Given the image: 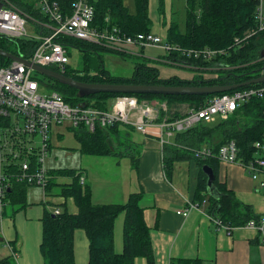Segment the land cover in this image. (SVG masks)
Segmentation results:
<instances>
[{"label":"trees","instance_id":"16d2710c","mask_svg":"<svg viewBox=\"0 0 264 264\" xmlns=\"http://www.w3.org/2000/svg\"><path fill=\"white\" fill-rule=\"evenodd\" d=\"M16 5L18 0H10ZM62 9L69 13L71 0H57ZM94 7V20L91 27L103 31L116 28L127 37L151 32L149 17V0H90ZM159 12L163 17V0H158ZM127 3V4H126ZM25 4V3H24ZM23 4V5H24ZM27 6V5H26ZM255 0H185L184 28L172 20L165 30V43L176 50L167 51L161 58L177 66H190L195 70L207 72L214 70L216 78L205 79L204 76L192 80H182L178 77L168 79L159 78L156 62L142 57L140 62L133 64V70L128 76L116 77L105 68L103 60L106 54H118L105 47L90 44L70 37H59L57 42L64 48L72 47L84 54V65L80 70L72 69L69 65L64 71L55 67L49 69L79 82L93 84H131V85H164V86H206L232 85L257 78L264 71V29H259L256 21ZM31 16H37V10L31 11V6L24 7ZM23 8V9H24ZM163 25L164 20L162 21ZM251 35L245 41V36ZM240 39V44L236 43ZM38 41L30 39L9 40L0 38V49L15 56L30 59ZM214 51L222 52L216 58L203 60L194 58V52ZM99 52H103L102 56ZM189 52H191L189 54ZM184 53V54H182ZM125 55L121 56H127ZM93 55H95L94 58ZM129 57V56H127ZM11 61L0 56V67ZM217 68V69H216ZM210 73V71L208 72ZM262 73V74H261ZM35 78V77H34ZM41 89L46 93L48 89L62 96L70 106L85 104L99 110H108L112 101L119 96H133L138 100L165 101L169 109H175L182 104L196 109L204 107L207 102L223 94L256 87L249 85L236 90L212 96H157V95H123L96 94L80 98L76 89L63 85L57 80L44 78L38 81ZM172 117H178L173 114ZM116 124L105 129L88 131L85 127L71 130L78 144L77 151L81 155L94 157L116 156L128 157L134 168L139 161L137 153L130 152L129 134ZM127 127V126H123ZM131 128V127H130ZM134 130V129H133ZM264 133V101L254 99L240 105L233 115L226 121H216L212 124L200 123L190 130L175 134V145H165L163 148V167L166 176H170L175 160L188 155L181 147L210 146L217 150L222 144L233 140L239 149L238 158L247 162L254 158L252 144L261 141ZM217 137V140L215 141ZM218 137H220L218 139ZM183 145V146H182ZM138 148L133 145V150ZM199 166L210 167L215 174L214 185L219 198L207 194L206 178L202 171L198 175L196 198L203 200L207 197V212L212 218L231 227H244L253 221L257 226L263 216L255 214L250 205L239 202L233 192L217 179L219 163L215 159L206 161L196 160ZM49 184L47 191L63 200H72L76 214L66 209L59 215L44 211L41 218L42 238L40 252L45 264H75L73 250V235L75 231L84 232L88 246L87 264H134V260L142 258L147 264H155L150 242L149 229L143 219V209L140 205L141 193L129 195L123 204L96 205L91 198V189L82 174L75 169H49ZM55 177H70L71 182L56 184ZM55 186L57 188L55 189ZM26 189L23 186L11 188L7 195V204H18L25 208L28 203ZM51 195V194H50ZM123 216L122 251L116 253L114 249L115 220ZM0 264H17L12 256L0 258ZM171 264H200L197 260L177 259Z\"/></svg>","mask_w":264,"mask_h":264},{"label":"built area","instance_id":"2783aa9c","mask_svg":"<svg viewBox=\"0 0 264 264\" xmlns=\"http://www.w3.org/2000/svg\"><path fill=\"white\" fill-rule=\"evenodd\" d=\"M34 1L39 16H34L35 19L22 12L12 1L0 0V38L38 41L30 59H26L38 66L55 67L64 71L69 65L67 49L57 42L59 37L74 38L122 53L132 46L143 49L160 45L165 53L176 50L167 45L161 35L152 32L127 37L116 28L100 31L91 27L94 7L90 0H71L69 13L62 9L57 0ZM255 1L256 21L262 30L264 0ZM28 20L36 23V27L40 29L36 36L31 37L27 32ZM41 22H46L50 26L48 33H41ZM250 37L251 35H247L242 41ZM236 43L240 44V39H236ZM219 54L222 52L201 51L194 52L193 57L208 61ZM254 99L264 101V85L215 96L199 109L193 107L181 109L179 106L173 110L169 109L165 101L138 100L133 96L116 97L106 111L85 104L70 106L58 93L44 92L30 68L11 61L8 65L0 67V234L2 216L8 205L6 198L11 188L36 187L41 191V203L43 205L48 203L47 187L50 175L47 158L56 129L73 130L85 127L88 131L94 132L96 129L119 124L131 127L144 135L154 132L159 139L160 149L163 150L165 145H169L168 139L175 134L190 130L200 123L226 121L240 105ZM173 114L178 117H172ZM38 138L40 143L36 144ZM181 148L190 152L194 160L215 159L220 165L239 166L264 195V133L261 141L252 144L254 158L247 162L238 158L239 149L233 140L222 144L217 150L206 145ZM83 182L84 177H81L80 183ZM194 208H197V205L190 204L187 209L177 211L176 214L187 217ZM60 213L59 209L53 211L54 215ZM209 217L220 229L227 232L233 229L210 215ZM244 228L255 229L264 236V216L260 225L257 226L251 221ZM4 246L16 260L17 254L9 244L5 243Z\"/></svg>","mask_w":264,"mask_h":264},{"label":"crops","instance_id":"0c3cea01","mask_svg":"<svg viewBox=\"0 0 264 264\" xmlns=\"http://www.w3.org/2000/svg\"><path fill=\"white\" fill-rule=\"evenodd\" d=\"M174 3L175 0H163L164 13L162 17L159 12L158 0H149L151 22L152 24L157 23L164 30V35L167 24L173 20V14L176 13L173 11ZM26 5L31 6L24 0H19L17 4L22 12L31 15L24 8L27 7ZM33 10L36 11V7L32 8L31 6V11L33 12ZM41 23V33H48L50 26L46 22ZM32 32L35 35L39 34L40 29L36 27ZM135 47L137 46H132L125 51L126 55L129 56L126 57L130 59V73L133 70V57L142 59L134 53L137 50ZM150 49L162 51L160 45H154L141 49V53L144 55L145 51ZM163 56L159 58L161 59ZM143 57L151 59L146 56ZM153 61L155 62V60ZM157 69L161 79L178 77L185 80L182 73L177 76L166 72L165 76L167 77L163 78L159 68ZM121 129L129 134L130 142L127 145L130 147V152L133 153V145L141 149V152L137 153L139 158L137 168H134L128 157L120 159L116 156L94 157L78 153L79 165L75 170L82 176L84 175L86 184L91 189L92 201L96 205L123 204L129 195L142 194L140 205L143 209L144 222L149 229L155 264H171L172 260L177 259L197 260L200 264H264V236L259 231L244 227L233 228L231 232L220 229L208 215L207 197H204L203 200L196 198L198 175L203 167L201 168L196 160L191 157L190 152L188 155L175 160L171 174L167 177L163 167V150L160 149L159 139L155 133L150 132L144 135L130 127L122 126ZM68 134L72 136L74 141L71 149L78 152V144L71 130L64 128L55 130L51 148L57 147L58 143L61 144ZM164 139L167 140L166 137ZM215 141H219L217 137ZM168 143L169 145L176 144L173 137L168 139ZM49 169L57 170L52 167ZM217 179L220 184H224L227 189L233 192L239 202L250 205L255 214L264 216L263 192L257 189L256 183L242 168L236 165L219 164ZM32 192L40 194L41 197L40 189L28 188L26 189L27 203ZM206 195L209 193H202V196ZM63 204L65 207L69 206V213H77L72 200H64ZM190 204L197 205V208L192 209L187 217L176 214L177 211L187 209ZM120 218L119 216L114 224V249L116 253L122 251L123 224H121ZM4 235V221L2 220L0 258L11 256V252L4 246L5 243L9 244L13 252L16 253L17 251L14 243L6 241ZM73 239L75 264H87L88 246L84 232H74ZM19 250L20 258L15 260L17 264H45L42 255L39 256L36 252L30 254L25 250L24 241L19 245ZM134 264L147 263L144 259L137 258L134 260Z\"/></svg>","mask_w":264,"mask_h":264},{"label":"rangeland","instance_id":"374dc122","mask_svg":"<svg viewBox=\"0 0 264 264\" xmlns=\"http://www.w3.org/2000/svg\"><path fill=\"white\" fill-rule=\"evenodd\" d=\"M19 1V0H18ZM28 2L32 8H35V1L34 0H24ZM125 2H129V0H125ZM126 3V4H127ZM185 0H175L174 3V13L173 20L179 24L181 30L184 28V11H185ZM263 16H264V4H263ZM35 19L34 17H31ZM37 24L28 20L26 24L27 32L29 36L33 37L36 36L32 31L35 30ZM151 32L156 35H164V30L156 23L151 25ZM164 38V36H162ZM84 42V41H83ZM87 43V42H86ZM137 50L134 52L138 54L137 56L149 57L152 60H155L156 67L159 68L160 72L162 73V77L166 78V72H170L171 75L180 76L182 73L185 80H192L193 78H197L199 76H205L207 79L216 78V75L212 72L214 70H209L210 73L203 72L201 70H195L190 66H177L172 63L167 62L166 60L160 59L159 57L163 56L165 52L158 49H150L145 51V54L141 53L140 47H135ZM148 48V47H146ZM67 55L69 57V66L72 69L80 70L83 68L84 65V54L79 50L67 47ZM144 49V48H143ZM146 50V49H145ZM138 51V52H137ZM116 52V51H115ZM121 55H125L122 52H117ZM99 54H103V52H99ZM104 55L103 60L105 63V68L111 73V75L120 77V76H128L131 70L130 59L126 56H121L118 54H111ZM94 58L95 55H93ZM97 59V58H96ZM133 62H140L139 57H133ZM33 76L37 81H43L45 78L43 75L34 72ZM48 92H53L52 90L48 89ZM187 107L186 104L180 105L181 109H185ZM215 123V122H214ZM212 124V123H211ZM174 138V136H173ZM172 140V139H171ZM174 141V140H173ZM40 143V139H36V144ZM74 144L73 138L71 135H66V138L63 139L61 144H57V147H52L51 152L48 154L47 158V165L48 167H52L54 169H76L79 165V154L71 149V146ZM68 147L69 150H68ZM141 149L133 150V153H140ZM84 176V175H83ZM56 184H66L71 182L70 177H55L53 180ZM57 186H55V189ZM51 194V195H50ZM48 203L46 205H42L40 194H34L33 192L29 196L28 205L25 208H20L18 204H11L9 203L4 210V214L2 216V220L4 221V237L6 241H11L14 243L16 248L17 259L20 258V250L19 245L22 241L25 242V250L32 254L36 252L40 255V244L42 238V225L40 222V218L43 215L44 211L53 213L55 209H59L60 211H70L69 206L65 207L64 200L60 197H56L52 193L47 191ZM30 205V206H29ZM121 224H123V216L120 215ZM78 231V230H77ZM75 231V232H77ZM2 237V236H1ZM2 245V244H1ZM74 245V241H73Z\"/></svg>","mask_w":264,"mask_h":264},{"label":"water","instance_id":"95a60500","mask_svg":"<svg viewBox=\"0 0 264 264\" xmlns=\"http://www.w3.org/2000/svg\"><path fill=\"white\" fill-rule=\"evenodd\" d=\"M0 56L23 64L32 71L43 75L46 78L57 80L59 83L70 86L77 90L80 98H86L92 95L106 94H123V95H157V96H212L223 94L241 87L249 85H264V74L257 78L247 80L238 84L232 85H206V86H164V85H131V84H89L76 81L66 77L49 68L41 67L30 61L15 56L11 53L0 49ZM261 57L264 58V50L261 51ZM202 172L206 177V190L213 198H219V193L214 185L215 174L208 166H203ZM10 192V191H8Z\"/></svg>","mask_w":264,"mask_h":264},{"label":"flooded vegetation","instance_id":"af4514ba","mask_svg":"<svg viewBox=\"0 0 264 264\" xmlns=\"http://www.w3.org/2000/svg\"><path fill=\"white\" fill-rule=\"evenodd\" d=\"M262 73H264V71H263ZM262 73H261V74H262Z\"/></svg>","mask_w":264,"mask_h":264}]
</instances>
